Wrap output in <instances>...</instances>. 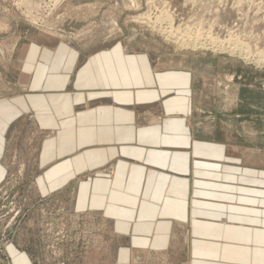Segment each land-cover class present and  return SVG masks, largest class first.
<instances>
[{
    "label": "rangeland",
    "instance_id": "374dc122",
    "mask_svg": "<svg viewBox=\"0 0 264 264\" xmlns=\"http://www.w3.org/2000/svg\"><path fill=\"white\" fill-rule=\"evenodd\" d=\"M171 22L177 34L165 31ZM197 33L204 43H193ZM61 45L153 53L160 67H174L176 86L188 95L183 134L191 147L177 160L190 166L187 206L194 217L173 203L174 217L165 224L173 226L174 248L155 254L153 264H195L201 257L260 264L264 0H0V108L23 95L24 61ZM14 121L0 139V264H115L123 238L82 197L88 178L110 177L112 165L73 164L80 151L62 169L43 168L38 152L49 134L28 110Z\"/></svg>",
    "mask_w": 264,
    "mask_h": 264
},
{
    "label": "crops",
    "instance_id": "0c3cea01",
    "mask_svg": "<svg viewBox=\"0 0 264 264\" xmlns=\"http://www.w3.org/2000/svg\"><path fill=\"white\" fill-rule=\"evenodd\" d=\"M32 58L24 61L23 95L0 108V139L28 110L39 131L49 134L38 152L41 167L62 169L80 151L73 164L76 159L89 170L112 165L110 177L84 183V202L113 220L123 238L115 264L155 263V254L174 248L173 226L165 224L174 217L173 203L194 217L187 206L193 201L190 166L177 160L191 147L183 134L189 98L176 86L174 67H160L153 53H129L121 45L87 53L61 45ZM185 241L189 261L192 247L189 237ZM195 264L223 263L201 257Z\"/></svg>",
    "mask_w": 264,
    "mask_h": 264
},
{
    "label": "bare ground",
    "instance_id": "6f19581e",
    "mask_svg": "<svg viewBox=\"0 0 264 264\" xmlns=\"http://www.w3.org/2000/svg\"><path fill=\"white\" fill-rule=\"evenodd\" d=\"M164 15H165V14H164ZM166 17H167V16H166ZM173 19H174V18H173ZM156 21H157V20H156ZM156 21H155V22H156ZM174 26H175V23L173 24V23L171 22V23H170V26H169L171 29H169V30H166V29H165V31H166L167 33H170V35L173 34V33L175 32V31L173 32V30H175ZM176 27H178V26H176ZM179 29H180V27H179ZM179 29L177 28V31H178ZM186 29H187V28H186ZM186 29H183V30H184L183 32H187V31H185ZM180 32H181V31H180ZM175 33H176V32H175ZM181 33H182V32H181ZM176 34H177V33H176ZM183 34H184V33H183ZM198 34H199V33H197V35H196L197 38H195V40H193V43H194V44L204 43V42H201L202 40L198 38ZM174 37H175V36H174ZM181 37H182V36H181ZM183 37H184V36H183ZM211 37H212V36H210V38H211ZM178 38H180V37H178ZM192 38H193V37H192ZM192 38H191V39H192ZM200 38H203V37H200ZM180 39H182V38H180ZM184 39H185V38H184ZM214 39H215V38H214ZM178 40H179V39H178ZM188 40H189V39H188ZM180 41H181V40H180ZM183 41H184V40H183ZM190 41H191V40H190ZM214 42H215V44L217 43L216 40H215ZM186 43H188V41H187ZM180 44H181V42H180ZM182 45H184V44H182ZM186 45H187V44H186ZM188 45H189V44H188ZM214 46H215V45H214ZM232 49H233V48H232ZM230 51H231V50H230ZM231 52H232V51H231ZM188 233H189V232H188Z\"/></svg>",
    "mask_w": 264,
    "mask_h": 264
}]
</instances>
